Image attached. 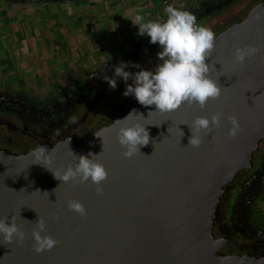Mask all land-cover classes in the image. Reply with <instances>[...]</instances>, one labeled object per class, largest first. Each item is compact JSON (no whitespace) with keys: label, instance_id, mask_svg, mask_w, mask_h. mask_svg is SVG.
Segmentation results:
<instances>
[{"label":"water","instance_id":"1","mask_svg":"<svg viewBox=\"0 0 264 264\" xmlns=\"http://www.w3.org/2000/svg\"><path fill=\"white\" fill-rule=\"evenodd\" d=\"M246 44L259 52L233 66V48ZM206 62L220 70L211 75L221 74L222 94L204 108L185 102L165 113L135 100L120 118L133 108L140 114L117 120L81 145L50 148L45 166L33 163L30 152L0 149V217L15 216L26 233L22 244H0V264H264L220 253L224 240L213 233L223 184L251 161L264 137V0L217 34ZM215 112L224 114L220 126L204 134L199 147L187 145L191 131L182 122ZM228 115L239 120L235 137L228 135ZM134 122L148 124L150 141L128 158L116 131ZM72 152L97 154L104 163L102 192L90 181L64 183L55 176L75 163ZM70 198L80 200L87 214L69 209ZM38 217L58 241L39 253L31 239Z\"/></svg>","mask_w":264,"mask_h":264},{"label":"flooded vegetation","instance_id":"2","mask_svg":"<svg viewBox=\"0 0 264 264\" xmlns=\"http://www.w3.org/2000/svg\"><path fill=\"white\" fill-rule=\"evenodd\" d=\"M2 1L26 4L30 0ZM242 1L199 0L183 9L196 16L197 24L210 28L217 36L234 23L223 28L213 27V22L224 20L232 13L229 9ZM227 12L230 13L221 17ZM159 50L158 44L149 43L147 35L138 34L108 57L98 72L80 77L51 96L35 98L19 93L0 96V131L8 135L6 140L0 141V149L27 154L41 144L48 149L72 147L94 139L95 134L112 126L136 100L123 95L125 82L122 79L117 80L116 88L105 80L113 76L114 65L123 60L152 68L158 62ZM68 137H71L69 145ZM222 187L213 221L214 235L224 240L220 253L264 260V216L258 208L264 198V137L251 161L236 168Z\"/></svg>","mask_w":264,"mask_h":264},{"label":"clouds","instance_id":"3","mask_svg":"<svg viewBox=\"0 0 264 264\" xmlns=\"http://www.w3.org/2000/svg\"><path fill=\"white\" fill-rule=\"evenodd\" d=\"M164 13L165 17L162 19H146L142 11L138 10L131 19L137 26L138 34L147 35L149 43L159 45L158 62L152 68H145L138 62L121 60L114 65L113 76L105 80L110 87L116 88L117 80L122 79L125 82L123 95L133 96L143 106L155 105V109L160 112H173L185 102L204 108L210 100H215L222 94L218 83L221 74L214 79L211 73L216 69L211 62H206V57L211 55L215 47L216 34L210 28L197 24L196 16L188 10L168 4ZM258 52L259 48L254 44L234 47L233 66L242 64ZM130 68L139 70L130 71ZM216 72L219 73L220 70ZM129 80L131 83H128ZM133 113L140 114L133 108L126 116L117 120H127ZM223 115L222 112L211 113L210 116L196 115L191 123L182 122L187 124L191 131L187 145L199 147L204 134L210 133L213 126H220ZM226 119L230 122L228 135L235 137L240 129L239 120L235 115H228ZM145 125L148 124H122L116 131V140L123 149L124 157L131 158L140 152V146L149 143V131ZM70 140L71 137H68V145ZM28 155L32 157L33 163L45 166L49 149L41 144ZM73 156L75 163L55 176L64 183L90 181L98 193L102 192V182L107 179L108 169L96 158L97 154L73 153ZM67 207L82 216L87 214L84 204L78 199H68ZM45 227L44 218L38 217L31 232L32 247L37 253L51 250L58 243L54 236L45 231ZM25 236L26 233L17 223L15 216L0 217V244H22Z\"/></svg>","mask_w":264,"mask_h":264},{"label":"rangeland","instance_id":"4","mask_svg":"<svg viewBox=\"0 0 264 264\" xmlns=\"http://www.w3.org/2000/svg\"><path fill=\"white\" fill-rule=\"evenodd\" d=\"M37 1L0 0V96L42 98L64 90L80 77L98 72L108 57L138 35L131 21L138 10L146 19L165 17L161 0ZM197 1L174 6L183 9ZM261 1L243 0L213 27L239 21ZM7 138L0 131V141ZM258 208L264 216V198Z\"/></svg>","mask_w":264,"mask_h":264},{"label":"built area","instance_id":"5","mask_svg":"<svg viewBox=\"0 0 264 264\" xmlns=\"http://www.w3.org/2000/svg\"><path fill=\"white\" fill-rule=\"evenodd\" d=\"M185 0H161L162 5H164V7L168 4H172V5H176V4H184Z\"/></svg>","mask_w":264,"mask_h":264}]
</instances>
